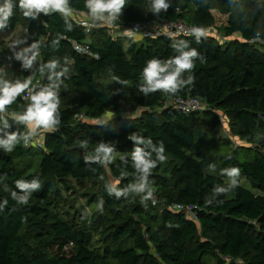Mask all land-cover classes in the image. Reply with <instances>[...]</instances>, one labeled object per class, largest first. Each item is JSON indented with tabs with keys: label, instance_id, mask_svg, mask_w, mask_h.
<instances>
[{
	"label": "trees",
	"instance_id": "16d2710c",
	"mask_svg": "<svg viewBox=\"0 0 264 264\" xmlns=\"http://www.w3.org/2000/svg\"><path fill=\"white\" fill-rule=\"evenodd\" d=\"M164 2L167 8L156 10L154 0H124L119 11L104 12L128 23L144 20L145 10L153 8L163 19L212 27L224 41L160 35L124 46L105 29L86 36L58 12L23 11L12 0V14L0 30L24 23L26 44L37 47L41 61L29 62L0 43V78L11 77L8 87L24 86L0 111V122L14 115L11 122L18 127L14 140L0 144V264H204L205 257L214 264H264V195L239 184L244 177L264 190V50L257 47L264 48V0ZM88 4L67 0L92 14ZM213 11L226 14L221 31L214 27ZM253 38L263 43L250 42ZM73 40H87L97 57L75 51ZM193 50L194 67L177 77L174 91L142 90L148 88L144 69L150 61L170 65ZM45 90L56 104L54 122L39 126L40 157L36 169L24 173L13 165L32 149L23 117L32 95ZM186 95L212 111L184 114L165 105ZM106 112L109 118L94 122ZM221 116L245 145L222 151L229 143L214 134ZM136 148L155 167L147 172L137 167ZM239 150L249 158L240 160ZM95 153L99 159L85 158ZM117 153L124 155L106 158ZM234 168L239 175L232 177ZM67 178L99 184L100 211L90 217L92 224L105 226L99 244L92 243L87 227L55 211ZM18 182L38 187L22 190ZM176 204L196 206V218L170 208Z\"/></svg>",
	"mask_w": 264,
	"mask_h": 264
},
{
	"label": "rangeland",
	"instance_id": "374dc122",
	"mask_svg": "<svg viewBox=\"0 0 264 264\" xmlns=\"http://www.w3.org/2000/svg\"><path fill=\"white\" fill-rule=\"evenodd\" d=\"M193 7L190 6L189 10H192ZM214 14V27L221 31V28L225 24L226 14L220 12H213ZM123 45L125 46L127 41L126 39H121ZM137 44L143 43L144 40H136ZM0 43L4 45H11L14 47L20 55L26 58L29 62L39 63L41 61L40 53L37 47L28 46L25 41V24L21 23L16 26V28L12 31H2L0 30ZM259 44V43H258ZM259 49L264 50L263 47L257 46ZM103 77H100L102 79ZM11 77L9 75H2L0 78V89L5 86H8L11 83ZM65 90V91H64ZM61 92L66 94V89L61 87ZM68 93V92H67ZM64 99V98H62ZM138 109L134 110L131 114H137ZM129 113V115H131ZM111 113L106 112L100 118L103 121L106 118H109ZM200 116V114L198 115ZM15 118L14 115H11L7 119H3L0 122V138L4 140H9V137H12L13 131L18 128L15 126V122H11ZM23 128L29 131L31 135L32 141V149L28 153L27 156H24L16 161H14L13 165L17 169L23 170L24 173L33 172L36 169L37 162L39 160L40 154L38 153L37 143L41 140L42 130L39 129V126H36L34 122L26 121L24 123ZM16 132V131H15ZM215 136L220 139L227 141L229 146H225L222 148L223 152L230 151L236 145H245L243 141L239 140L236 136L232 134L230 125L228 120L222 116V121L220 124L214 129ZM240 151V160L244 158H249L242 150ZM124 155V153L117 154H106V158L109 160H114L116 157ZM25 169V170H24ZM113 178L111 177L110 180ZM114 181L112 180V183ZM239 184L246 189L252 191L253 193H258L264 195V190L257 189L249 179L242 177L239 181ZM99 184L96 180L92 179H83V180H74L67 178L65 187L60 188V191L56 194V213L60 214L67 220L72 221L76 224H83L84 227H87L90 232V236L92 239V243L99 244V241L103 237L105 232V226L100 224H92L90 222V217L94 212L100 211V194H99ZM70 247H66L62 249V252L65 254L70 253ZM204 264H214L212 258L205 257Z\"/></svg>",
	"mask_w": 264,
	"mask_h": 264
},
{
	"label": "built area",
	"instance_id": "2783aa9c",
	"mask_svg": "<svg viewBox=\"0 0 264 264\" xmlns=\"http://www.w3.org/2000/svg\"><path fill=\"white\" fill-rule=\"evenodd\" d=\"M64 11L57 10L51 6L46 9H36V8H24L23 11H39L44 14H49L53 12H58L63 16L68 17L74 22V24L79 27L86 36L91 35L100 29H105L113 38L126 39V41H136L144 40L145 38H156L160 35H168L170 37L176 36H188V37H215L220 41H224V38L220 36L212 27H201L196 25L186 24L182 20H167L160 18L158 13L153 8H147L145 10L146 18L141 21L133 22H123L115 14H108L105 12L99 13H86L77 10L73 7L67 5L63 6ZM250 42L263 43L259 39H250ZM73 49L79 53L88 54L93 58L97 55L90 50L87 40L83 41H71ZM165 105L171 106L175 109L180 110L184 114H190L194 112H204L212 111V108L207 105L202 100L198 98L186 95V96H174L165 101ZM217 112V111H216ZM221 115L219 112H217ZM78 119H85L83 115L77 116ZM92 121V119L88 120ZM222 121V116L220 117V122ZM96 123H101L100 119L94 120ZM92 157L94 159H99V153H95L93 156L85 155L86 159ZM105 164V160H103ZM153 203L156 202V198L151 195ZM171 209L183 212L187 218L195 219V209L194 205H181L176 204L170 206ZM71 245V244H70ZM65 246L66 247H69Z\"/></svg>",
	"mask_w": 264,
	"mask_h": 264
},
{
	"label": "clouds",
	"instance_id": "9594fccd",
	"mask_svg": "<svg viewBox=\"0 0 264 264\" xmlns=\"http://www.w3.org/2000/svg\"><path fill=\"white\" fill-rule=\"evenodd\" d=\"M124 0H89L88 6L93 13L104 11H119ZM67 0H19V8H36L46 9L49 6L64 11V5ZM154 8L159 10L160 8H167L164 0H154ZM13 4L12 0H5L3 6H0V29L5 27V22L12 14ZM28 15V13H24ZM195 50L191 52L183 53L181 56L175 58L170 62L173 67L169 71V64L161 65L159 61L152 60L149 62L148 67L144 69L145 81L148 88L142 89L147 92L149 90L164 89L166 91H174L177 87V77L184 71H191L194 67L191 58L196 56ZM55 67V65H52ZM167 73V74H165ZM191 79V77H189ZM24 89L23 85H17L14 87L5 86L0 89L3 94L0 95V111L4 110L5 105L12 102V99L19 95ZM53 94L47 90L41 91L38 94L32 95V104L29 106L26 115L23 117L25 120L34 122L36 126L43 125L47 127L53 121V113L56 109V104L52 102ZM15 137H9V141H0V144H7ZM106 152L108 149H104ZM163 149H160L162 152ZM147 154L142 149L136 148L133 153L134 161L137 167H141L144 172H147L150 168L155 167V162L145 159ZM159 159L163 160V156H159ZM229 175L235 177L239 175V169L234 168L229 172ZM17 187L22 190L34 189L38 185L35 183L27 184L24 182H18ZM16 194L13 193L15 198ZM20 200L25 201V197H19Z\"/></svg>",
	"mask_w": 264,
	"mask_h": 264
},
{
	"label": "crops",
	"instance_id": "0c3cea01",
	"mask_svg": "<svg viewBox=\"0 0 264 264\" xmlns=\"http://www.w3.org/2000/svg\"><path fill=\"white\" fill-rule=\"evenodd\" d=\"M213 12H215V11H213ZM214 15V14H213Z\"/></svg>",
	"mask_w": 264,
	"mask_h": 264
}]
</instances>
